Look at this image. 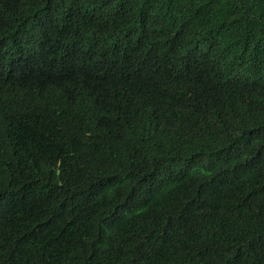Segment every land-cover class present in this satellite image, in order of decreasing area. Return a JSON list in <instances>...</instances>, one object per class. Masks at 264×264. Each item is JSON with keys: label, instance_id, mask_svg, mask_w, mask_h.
<instances>
[{"label": "trees", "instance_id": "16d2710c", "mask_svg": "<svg viewBox=\"0 0 264 264\" xmlns=\"http://www.w3.org/2000/svg\"><path fill=\"white\" fill-rule=\"evenodd\" d=\"M0 264H264V0H0Z\"/></svg>", "mask_w": 264, "mask_h": 264}]
</instances>
